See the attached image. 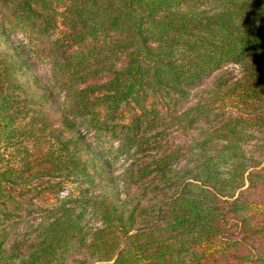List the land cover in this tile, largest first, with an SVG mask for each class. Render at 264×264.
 I'll use <instances>...</instances> for the list:
<instances>
[{"label":"trees","instance_id":"1","mask_svg":"<svg viewBox=\"0 0 264 264\" xmlns=\"http://www.w3.org/2000/svg\"><path fill=\"white\" fill-rule=\"evenodd\" d=\"M263 145L264 0H0V264H201L224 208L258 231L242 191L264 185ZM65 183L85 188L58 202ZM148 184L152 220L131 205Z\"/></svg>","mask_w":264,"mask_h":264},{"label":"rangeland","instance_id":"2","mask_svg":"<svg viewBox=\"0 0 264 264\" xmlns=\"http://www.w3.org/2000/svg\"><path fill=\"white\" fill-rule=\"evenodd\" d=\"M205 8L212 11L215 9V3H208L205 5ZM30 73L36 76L42 83H45L49 76V65L45 62H37L30 68ZM240 75V67L236 65L225 66L205 78L201 86L196 89L195 94L205 95L215 81L223 78L230 80L236 79L239 78ZM191 137L192 136L177 133L175 136H169V139L187 141ZM259 153L264 155V145ZM120 164L121 160H119L115 166L121 168ZM262 171H264V169ZM153 183L154 185L157 184L156 181ZM146 187L144 191L140 190L136 193V196L131 199V205L136 203L139 211L141 206L148 208L149 204L150 208L147 211L148 213H144V217L148 220H152V218L156 216L155 211L159 206L158 200H160L161 196L166 193V191L162 186L155 187L148 184ZM84 188V186H80L76 189L75 184H63L62 188L58 189V202L62 201L63 197L69 192L72 195H81L82 193H80V191ZM242 192V198L250 202V206L253 207L246 218H248L249 223L258 231L255 233L245 231L241 227L242 224L239 216L224 208L225 211H223L222 217L224 229L222 235L219 237L216 247H213V249L211 248L206 257L201 260V264H264V213L260 210V206H262L264 202V185L257 184L254 187H247ZM140 201L141 203L139 204ZM37 215L38 216L23 218L14 227H8L5 236L7 238L5 246L8 247L12 244L22 245L30 240L38 228V225L47 217V215L39 213ZM83 223H87V225L93 227L99 224L96 217L90 213L89 208L83 211ZM81 255L82 253H80L79 249L75 248L71 250L66 264H74L75 259Z\"/></svg>","mask_w":264,"mask_h":264}]
</instances>
